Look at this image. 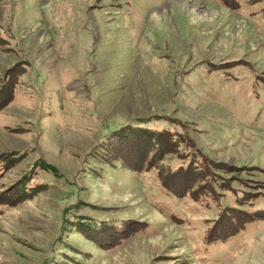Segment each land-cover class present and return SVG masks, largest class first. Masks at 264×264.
Here are the masks:
<instances>
[{"label": "rangeland", "instance_id": "1", "mask_svg": "<svg viewBox=\"0 0 264 264\" xmlns=\"http://www.w3.org/2000/svg\"><path fill=\"white\" fill-rule=\"evenodd\" d=\"M261 206L264 0H0V264H264Z\"/></svg>", "mask_w": 264, "mask_h": 264}, {"label": "trees", "instance_id": "2", "mask_svg": "<svg viewBox=\"0 0 264 264\" xmlns=\"http://www.w3.org/2000/svg\"><path fill=\"white\" fill-rule=\"evenodd\" d=\"M132 126H133V128L134 127L137 128L138 130L147 129V128H144L142 126H137L136 124L132 125ZM166 130L165 131L153 130V131L149 132V134L151 135L150 137L152 139V142L157 143V138L156 137L168 134L169 132H167ZM169 136L173 140V142L170 143V146H173L174 151H177L176 153H178V148L177 147H178L179 142H180V141L177 140L178 139V135H173L172 132H170ZM173 137H176L177 139H175V138L173 139ZM158 144H161V143L158 142L155 145V148L159 147ZM156 150L157 149H154V150L150 151V153H149L150 158L153 157V155L155 154ZM190 150L195 151L193 148L192 149L190 148ZM191 157H192V155L189 153V159L187 161H185L186 160L185 159V160H182L179 164L178 163L177 164H173L172 162L169 163V166H168V169H167V172L170 173L169 176L173 177L175 179L180 177V176H187V175L194 176L195 175V174H193L194 171H192L194 166H197L199 168L203 167V168H201L200 172L205 171V168L203 166L204 163H202V161H200V163L198 162L200 164L198 166L197 165L198 164L197 161L193 162L194 159H192ZM167 172H166V174H168ZM206 177L207 176H205V177L204 176L195 177V180L197 181V183L199 182L198 186H200V185L202 186V184L203 185H207L208 184L209 181L206 179ZM165 183H166V180L163 179L162 180L163 186L168 187ZM218 183L219 182H217V184ZM173 191H176V190H173ZM209 194L210 195H208V196H201L197 200H196V198H193V199L196 200L197 202H199L201 205L209 206L211 203L215 202V197L212 196L213 193L210 191ZM263 209H264L263 206L254 207L252 209V213L262 211ZM250 222H251V219L242 220V218H241V219H239V221H236V223H234V225L233 224H227L223 228L221 226L219 228H211L209 231L204 233V235H203V243H204L205 246H209V245H212V244H214L216 242H226V241H229L231 239H234V238L238 237L239 235H241L244 230H246V227L248 226V223H250ZM234 226H236V227H234Z\"/></svg>", "mask_w": 264, "mask_h": 264}]
</instances>
